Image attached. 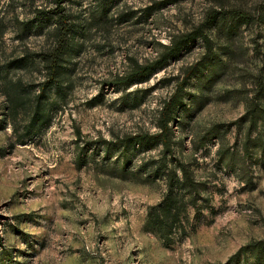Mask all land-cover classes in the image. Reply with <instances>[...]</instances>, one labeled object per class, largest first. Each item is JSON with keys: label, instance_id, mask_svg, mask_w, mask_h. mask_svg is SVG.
<instances>
[{"label": "rangeland", "instance_id": "rangeland-1", "mask_svg": "<svg viewBox=\"0 0 264 264\" xmlns=\"http://www.w3.org/2000/svg\"><path fill=\"white\" fill-rule=\"evenodd\" d=\"M101 1L0 0V264L253 262L251 254L228 260L264 238V120L249 126L242 117L254 101L264 106V0H109L105 10ZM59 5L77 24L72 87L52 103L50 123L18 142L26 111L11 116L5 85L15 81L31 95L42 79L37 53L51 43L50 11ZM213 11L211 52L197 38L132 84L115 83ZM189 68L184 106L172 122L173 154L204 185L198 214L188 207L187 235L166 244L144 227L163 177L118 174L121 164L135 169L156 157L161 145L119 151L99 139L156 131L162 100Z\"/></svg>", "mask_w": 264, "mask_h": 264}, {"label": "trees", "instance_id": "trees-1", "mask_svg": "<svg viewBox=\"0 0 264 264\" xmlns=\"http://www.w3.org/2000/svg\"><path fill=\"white\" fill-rule=\"evenodd\" d=\"M56 1L59 3L61 0ZM108 3L109 0H102L101 8L107 9ZM50 12V16L54 18L50 29L51 43L37 53V61L43 72L42 79L36 83L31 95L23 88L19 89L15 81L14 85L8 83L5 85L11 116H16L19 109L26 111L24 131L18 142H23L25 137L31 138L39 132L42 126L50 123L53 115L52 103L57 99L65 100L68 90L72 87L68 62L80 50L73 40L77 24L72 21L71 15L64 11L63 6L59 5ZM218 14L219 12L213 11L199 25L171 36L168 43L162 44V49L156 57L143 63L135 61L129 71L114 76L115 83L125 86L132 84L137 78L146 76L154 69L165 65L171 58L178 57L182 50L197 38L202 40L205 52H211L212 40L206 30L213 24L212 22H215ZM235 15L242 22L247 20V16L240 12ZM17 66L22 65L17 62ZM193 73L192 68L186 70L175 84L174 90L162 100L156 120V131H137L116 137L114 140L99 139V144L104 149L113 144V147L119 151L127 150L134 144L145 147L161 145V150L156 157L141 161L135 169L121 164L118 167L120 172L118 174L130 179L133 178L132 176H137L141 181L147 180L156 172L163 177L164 191L157 202L147 206L144 227L157 232L166 244L173 239L187 235L188 207L194 208L198 214V201L202 198L201 190L204 182L195 176L189 162L173 154L174 128L172 122L180 115V107L184 106V88ZM135 98L133 96V100ZM242 117L248 119L249 126L256 125L264 120V106L259 101H254L246 108ZM0 121L2 122V119ZM249 143V135H247L243 143V151L247 154L250 152ZM82 154L84 155L81 151L78 155L79 165L86 162V157L83 158ZM152 172L154 174L151 175ZM244 254H251L254 258L253 262L245 264H264V238L242 245L229 257L228 262L233 259L238 260Z\"/></svg>", "mask_w": 264, "mask_h": 264}]
</instances>
